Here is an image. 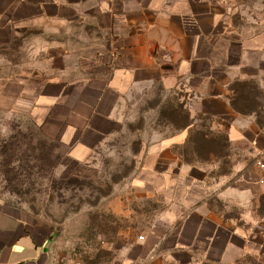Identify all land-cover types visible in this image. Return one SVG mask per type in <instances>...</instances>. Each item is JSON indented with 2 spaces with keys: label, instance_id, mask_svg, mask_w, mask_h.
Here are the masks:
<instances>
[{
  "label": "rangeland",
  "instance_id": "374dc122",
  "mask_svg": "<svg viewBox=\"0 0 264 264\" xmlns=\"http://www.w3.org/2000/svg\"><path fill=\"white\" fill-rule=\"evenodd\" d=\"M193 1L213 13L217 45L229 47L232 63L245 48L228 97L238 108L228 120L248 129L244 137L233 132L230 142L229 121L220 130V118L156 85L120 101L115 131L79 163L64 141V111H0V206L48 229L56 264H123L124 247L153 229L165 235L201 203L246 233L264 223V0ZM107 41L85 24L32 28L0 51V79L24 70L69 77L102 56ZM189 119L186 143L163 150L171 138L182 141ZM170 152L178 158L171 167Z\"/></svg>",
  "mask_w": 264,
  "mask_h": 264
},
{
  "label": "crops",
  "instance_id": "0c3cea01",
  "mask_svg": "<svg viewBox=\"0 0 264 264\" xmlns=\"http://www.w3.org/2000/svg\"><path fill=\"white\" fill-rule=\"evenodd\" d=\"M215 23L213 13L193 0H0V51L40 26L85 24L108 39L102 56L80 70L76 65L69 77L62 70L50 77L24 70L0 79V111H64L69 121L61 123L69 134L61 139L70 158L85 163L115 131L120 101L159 85L182 92L197 107L191 110L220 118V130L229 121L232 142L233 132L244 137L248 131L228 120L236 118L228 97L246 51L240 47L232 63L229 47L217 45ZM190 129L162 149L184 145ZM167 156L170 167L178 164L171 152ZM123 251V264H264V223L246 233L201 203L170 223L165 235L153 229ZM0 264H56L48 229L17 208L0 206Z\"/></svg>",
  "mask_w": 264,
  "mask_h": 264
},
{
  "label": "trees",
  "instance_id": "16d2710c",
  "mask_svg": "<svg viewBox=\"0 0 264 264\" xmlns=\"http://www.w3.org/2000/svg\"><path fill=\"white\" fill-rule=\"evenodd\" d=\"M233 92L235 93V91L233 90ZM236 99H231V106L232 108L235 110V111H238V108H237V104H236ZM256 112V111H255ZM190 121H188L187 125L185 126V128H190L193 126V123H192V120L189 119ZM205 138L207 139V137L205 136Z\"/></svg>",
  "mask_w": 264,
  "mask_h": 264
},
{
  "label": "built area",
  "instance_id": "2783aa9c",
  "mask_svg": "<svg viewBox=\"0 0 264 264\" xmlns=\"http://www.w3.org/2000/svg\"><path fill=\"white\" fill-rule=\"evenodd\" d=\"M109 1H112V0H109ZM258 166L262 169H264V164L262 162H258ZM140 240H143V237H140Z\"/></svg>",
  "mask_w": 264,
  "mask_h": 264
}]
</instances>
